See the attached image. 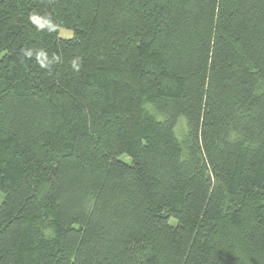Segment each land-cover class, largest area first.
Segmentation results:
<instances>
[{"label": "trees", "instance_id": "obj_1", "mask_svg": "<svg viewBox=\"0 0 264 264\" xmlns=\"http://www.w3.org/2000/svg\"><path fill=\"white\" fill-rule=\"evenodd\" d=\"M0 191V264H264V0H0Z\"/></svg>", "mask_w": 264, "mask_h": 264}, {"label": "clouds", "instance_id": "obj_2", "mask_svg": "<svg viewBox=\"0 0 264 264\" xmlns=\"http://www.w3.org/2000/svg\"><path fill=\"white\" fill-rule=\"evenodd\" d=\"M28 19L37 27L38 30H47V32L49 33L57 32L58 30H60L62 34L65 32L64 26L60 23L55 22L50 15L44 16L39 12L34 11L29 14ZM23 56L27 58L35 57L36 62L42 68H48L51 63L61 61V57L56 54H53L50 60L45 49H40L38 51H34L33 49H24ZM71 66L73 69L79 70V57L74 58L71 61Z\"/></svg>", "mask_w": 264, "mask_h": 264}, {"label": "rangeland", "instance_id": "obj_3", "mask_svg": "<svg viewBox=\"0 0 264 264\" xmlns=\"http://www.w3.org/2000/svg\"><path fill=\"white\" fill-rule=\"evenodd\" d=\"M65 32L62 34L61 31L59 30V36L62 38H70L73 36V32L70 29L64 28ZM183 120V119H182ZM4 200V194L0 191V205L2 204ZM170 223L173 225L176 223V221L174 219H171Z\"/></svg>", "mask_w": 264, "mask_h": 264}]
</instances>
